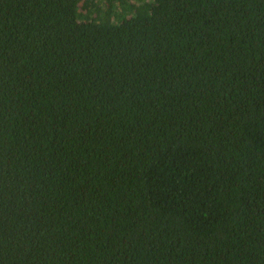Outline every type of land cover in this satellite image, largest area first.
Returning a JSON list of instances; mask_svg holds the SVG:
<instances>
[{
    "label": "trees",
    "instance_id": "16d2710c",
    "mask_svg": "<svg viewBox=\"0 0 264 264\" xmlns=\"http://www.w3.org/2000/svg\"><path fill=\"white\" fill-rule=\"evenodd\" d=\"M0 264H264V0H0Z\"/></svg>",
    "mask_w": 264,
    "mask_h": 264
},
{
    "label": "rangeland",
    "instance_id": "374dc122",
    "mask_svg": "<svg viewBox=\"0 0 264 264\" xmlns=\"http://www.w3.org/2000/svg\"><path fill=\"white\" fill-rule=\"evenodd\" d=\"M116 8H117V6H116ZM84 9V8H83Z\"/></svg>",
    "mask_w": 264,
    "mask_h": 264
}]
</instances>
